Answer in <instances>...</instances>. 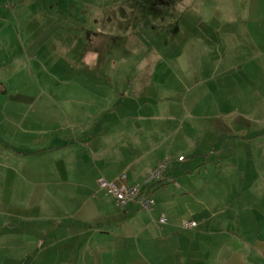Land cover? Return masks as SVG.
Segmentation results:
<instances>
[{
  "label": "crops",
  "instance_id": "crops-1",
  "mask_svg": "<svg viewBox=\"0 0 264 264\" xmlns=\"http://www.w3.org/2000/svg\"><path fill=\"white\" fill-rule=\"evenodd\" d=\"M208 1L201 15L220 37L196 53L213 75L190 111L164 61L133 71L116 48L94 53L103 37L86 30L84 5L0 0V264H264V0ZM107 59L126 86L98 78ZM224 61L249 82H223ZM128 74L152 98L131 95ZM165 158L152 210H121L100 187L142 184Z\"/></svg>",
  "mask_w": 264,
  "mask_h": 264
},
{
  "label": "rangeland",
  "instance_id": "rangeland-1",
  "mask_svg": "<svg viewBox=\"0 0 264 264\" xmlns=\"http://www.w3.org/2000/svg\"><path fill=\"white\" fill-rule=\"evenodd\" d=\"M154 0H81L76 2L75 0H64L66 4L79 3L78 5H84L86 8V14L84 17L87 20L86 30L93 31L98 36L103 38H97V42H93L95 46L93 51L96 53L98 50L101 54L108 55V51L111 49H117L120 52L123 62L118 66L127 68L133 71H139L144 69L147 72L155 69L161 62L167 63L175 75L171 78V84L173 85L172 97L179 101H183L187 104V110H193V105L196 99L201 98L203 95L207 96L205 87H201L203 80L209 78L208 74H202L200 63L202 61L196 53L202 51V45L208 44L213 46L214 41H219L220 32L213 29L212 26L207 24L209 17L205 14L201 15L200 2L203 0H172L169 10V1L163 0L167 5L165 8L161 5L160 0H155L156 9L150 4ZM207 0H204L206 2ZM212 1V0H211ZM211 1H208L212 3ZM177 2V3H175ZM181 2V3H180ZM175 3V4H174ZM216 3V2H215ZM149 6L151 7H148ZM214 4V3H213ZM220 9L224 14L227 13V5ZM214 5H217L214 4ZM241 6H244L242 4ZM155 10H153V9ZM204 12H207L206 10ZM242 14V13H240ZM52 19H59L57 15L52 13ZM222 17H225L224 20ZM244 18V16L241 15ZM222 20L225 21V25L222 27V33L227 35L231 30V23H227L229 20H233V17L227 13V16L220 15ZM240 18V16L236 18ZM95 20L97 22H95ZM149 22L152 24L147 25ZM145 23L147 26L140 27ZM243 28V25H241ZM81 28H83L81 26ZM45 33H51L50 26L45 27ZM230 40V39H228ZM101 45V46H100ZM249 46V45H248ZM99 47V48H98ZM217 50V49H215ZM219 50V49H218ZM107 51V52H106ZM122 52V53H121ZM183 55V58L181 56ZM94 60V58H92ZM120 58H118L119 60ZM106 79L97 75L98 78L105 80L107 84L115 85L117 79L113 77L111 72L112 62L107 59ZM222 60H228L227 58ZM233 61V60H231ZM231 61H224L220 65L219 76L222 77L223 82L229 81L231 77H235L237 84L246 85L249 82V74L241 68H235ZM114 64V63H113ZM233 66V67H232ZM242 72V74H240ZM231 74V75H230ZM211 74L210 76H212ZM229 75V76H228ZM47 76L44 75V81L47 82ZM63 80L67 77L59 75ZM95 76V78H97ZM124 76V75H123ZM126 76V75H125ZM133 89L130 94L142 97L152 98L153 93L150 91L138 92V77L128 74ZM177 80H179L178 84ZM246 81V82H244ZM244 82V83H243ZM127 85L124 78L118 81V85ZM175 87L177 89L175 90ZM149 89V88H148ZM159 89L158 87L156 88ZM160 90V89H159ZM162 90V89H161ZM152 92V89H151ZM161 92V91H160ZM231 91H219L216 92L217 97H224L225 95H231ZM248 97L252 90H245ZM171 96V94H170ZM164 98H167L165 95ZM148 99V100H149ZM127 105L129 106L131 100L127 99ZM181 103V102H180ZM130 107V106H129ZM180 112H182L180 110ZM180 115V114H178ZM183 116V115H182ZM193 157H189L187 163H189ZM186 163V164H187Z\"/></svg>",
  "mask_w": 264,
  "mask_h": 264
},
{
  "label": "built area",
  "instance_id": "built-area-1",
  "mask_svg": "<svg viewBox=\"0 0 264 264\" xmlns=\"http://www.w3.org/2000/svg\"><path fill=\"white\" fill-rule=\"evenodd\" d=\"M179 163L185 162L184 156L178 157ZM174 164L172 158L163 159L158 166L149 173L142 184L129 185L126 182V175L121 176L118 183H109L104 179H100V187L105 190L115 201L116 206L119 209H125L132 203L140 204L143 210H152L155 205V200L150 194V189L160 183L169 170L171 165ZM167 219L162 217L160 220L161 224H165ZM184 229H192L197 226L196 222L186 221L183 223Z\"/></svg>",
  "mask_w": 264,
  "mask_h": 264
}]
</instances>
